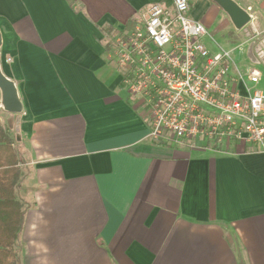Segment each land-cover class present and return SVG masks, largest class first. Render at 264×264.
I'll return each mask as SVG.
<instances>
[{
	"label": "crops",
	"instance_id": "crops-1",
	"mask_svg": "<svg viewBox=\"0 0 264 264\" xmlns=\"http://www.w3.org/2000/svg\"><path fill=\"white\" fill-rule=\"evenodd\" d=\"M232 1L250 17L240 32L212 0H188L189 16L211 49L241 46L264 66V0ZM153 4L172 0H0V74L21 106L10 113L0 88L18 161L0 240L21 221L17 264H264V154L151 139L106 60L112 37L142 27Z\"/></svg>",
	"mask_w": 264,
	"mask_h": 264
},
{
	"label": "built area",
	"instance_id": "built-area-1",
	"mask_svg": "<svg viewBox=\"0 0 264 264\" xmlns=\"http://www.w3.org/2000/svg\"><path fill=\"white\" fill-rule=\"evenodd\" d=\"M189 13L188 0L153 4L142 27L112 37L105 55L120 88L145 111L151 139L214 147L236 141L264 154V94L255 89L261 73L251 66L233 75L241 48L211 49Z\"/></svg>",
	"mask_w": 264,
	"mask_h": 264
},
{
	"label": "trees",
	"instance_id": "trees-1",
	"mask_svg": "<svg viewBox=\"0 0 264 264\" xmlns=\"http://www.w3.org/2000/svg\"><path fill=\"white\" fill-rule=\"evenodd\" d=\"M17 159L14 151L10 148V141L0 126V170L6 169L7 176L0 178V200L13 202V186L17 178ZM0 201V202H5ZM3 205V203H1ZM21 221H17L16 229L11 236L0 240V264H17L16 254L13 252V245L20 232Z\"/></svg>",
	"mask_w": 264,
	"mask_h": 264
},
{
	"label": "water",
	"instance_id": "water-1",
	"mask_svg": "<svg viewBox=\"0 0 264 264\" xmlns=\"http://www.w3.org/2000/svg\"><path fill=\"white\" fill-rule=\"evenodd\" d=\"M226 15L236 30L245 28L250 23L249 15L239 8L232 0H212ZM0 88L3 91V101L6 109L12 114L21 113V106L17 100L15 88L12 83L5 80L0 74Z\"/></svg>",
	"mask_w": 264,
	"mask_h": 264
},
{
	"label": "rangeland",
	"instance_id": "rangeland-1",
	"mask_svg": "<svg viewBox=\"0 0 264 264\" xmlns=\"http://www.w3.org/2000/svg\"><path fill=\"white\" fill-rule=\"evenodd\" d=\"M228 30L233 31V30H234L233 26H231V25L229 24ZM241 30H242V29H241ZM241 30H237V31L240 32ZM243 30H244V28H243ZM245 31H247L246 35H248V36H247V37H248L247 39H249L248 42L253 41L254 43H259V40H258L259 38L256 37L257 34H256L255 30H254V33H255V34H253L252 31H251V30H248L247 28H246ZM233 32H234V31H233ZM231 35H232V34L230 33V34H229V37H230ZM213 37H214V36H213ZM235 38H236V37H235ZM237 39L240 40L241 42L246 41V40H245L246 37H244L243 33L239 34L238 37H237ZM215 40H216L217 42H219V39H218L217 37H215ZM220 43H222L221 40H220ZM212 44L214 45V43H212ZM243 44H247V41H246L245 43H243ZM222 45H223V44H222ZM222 45H220V46H222ZM214 46H216V44H215ZM239 47L241 48V46H239ZM238 49H239V48H238ZM239 50H240V49H239ZM233 57H234V58H233L232 67H231V73H232L233 75H237V74H238V70H237L238 67H239L240 72H242V74L245 75V74L247 73V69L249 68V66H250L251 64H253V65L255 64V62H254V60H253L252 58H250L249 56H246L245 54L240 53L239 51L236 52V54H235ZM255 65L258 66L257 63H256ZM257 69L259 70V72L261 73V75L264 76V66H263V65H259V66L257 67ZM262 85H264V80L261 82V85L257 86L255 89L258 90V88H259L260 86H262ZM263 87H264V86H263Z\"/></svg>",
	"mask_w": 264,
	"mask_h": 264
}]
</instances>
